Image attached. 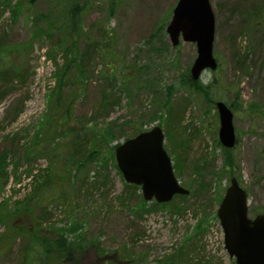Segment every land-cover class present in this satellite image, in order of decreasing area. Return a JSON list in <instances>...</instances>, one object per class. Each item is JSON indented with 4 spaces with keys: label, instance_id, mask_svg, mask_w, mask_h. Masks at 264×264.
<instances>
[{
    "label": "rangeland",
    "instance_id": "1",
    "mask_svg": "<svg viewBox=\"0 0 264 264\" xmlns=\"http://www.w3.org/2000/svg\"><path fill=\"white\" fill-rule=\"evenodd\" d=\"M79 2L68 31L55 27L63 17L50 22L67 0H0V66L24 76L0 99V264H21L27 235L10 233L7 213L28 195L31 208L14 222L32 229L47 209L41 231L75 250L92 244L78 264H233L216 215L229 178L247 192L250 217L264 212V0H209L217 67L196 81L213 79V98L233 113L231 166L214 104L188 81L196 45L179 38L172 46L165 31L177 0ZM103 35L107 45L91 55ZM172 114L180 116L173 129ZM155 125L191 193L151 208L139 187L127 194L114 146Z\"/></svg>",
    "mask_w": 264,
    "mask_h": 264
},
{
    "label": "water",
    "instance_id": "2",
    "mask_svg": "<svg viewBox=\"0 0 264 264\" xmlns=\"http://www.w3.org/2000/svg\"><path fill=\"white\" fill-rule=\"evenodd\" d=\"M171 45L179 38L196 45V57L190 67L196 80L205 69H215L212 53L215 19L209 0H177L165 28ZM219 118L218 138L232 147L236 135L231 109L221 100L215 102ZM159 125L125 139L114 149L117 166L128 183L140 185L145 200L167 202L174 194H187L174 175L170 156L163 146ZM217 217L224 233V246L233 264H264V212L248 216L247 194L231 177L217 207Z\"/></svg>",
    "mask_w": 264,
    "mask_h": 264
},
{
    "label": "trees",
    "instance_id": "3",
    "mask_svg": "<svg viewBox=\"0 0 264 264\" xmlns=\"http://www.w3.org/2000/svg\"><path fill=\"white\" fill-rule=\"evenodd\" d=\"M84 3V2H83ZM81 3V4H83ZM7 6H10L9 1L6 2ZM5 5V4H3ZM78 5H80L79 0H67V5H65L62 10L56 15V17L54 19H52V21L50 22H56L58 21L61 17H63L62 22L58 25H56V28H62L65 27V30L71 31V27L70 23H71V19H72V15L74 14V11L78 8ZM6 6V5H5ZM253 10V9H252ZM262 15L264 16V10L260 9ZM247 16L251 15V11L247 13ZM248 18V17H247ZM248 23V22H247ZM106 35L102 36L101 41L95 42V49H93V51L91 52V55L93 53H98L100 52V50L102 49V46H106L107 42L105 41ZM73 44H75V41L73 42ZM71 45V43H70ZM71 49V47H70ZM90 55V53H89ZM247 56V52L246 51H239L238 53L235 54V63H237L238 65H243L244 61L246 59ZM66 74V68L62 71L60 77L62 78L64 75ZM18 76V77H17ZM12 77H16L20 82L23 81L24 76H22L21 73H15V71L10 67V65L8 66H0V99L6 94V92L8 91V89H10L9 86H7V83L9 81H12ZM188 81L194 85V86H198L202 92L209 98V100L214 104L215 99L213 98V94L215 92V88H216V84L214 82V80L212 79L208 84H204V85H199L197 83V81L191 80L188 76ZM61 84L58 86L60 87ZM60 93V91H59ZM58 93V95H59ZM171 109L168 107L167 108V113L170 114ZM68 120V115L64 118L62 116V119L60 118L59 124H58V128H60V126H65V124L67 123ZM179 120H180V116L176 115V114H172L170 116V118L168 119V122L170 123L171 127L173 129V126H180L179 124ZM68 125L66 127V129H68ZM108 134L110 132V128L107 129ZM67 131V130H66ZM141 131L140 129H137L133 132L132 135H134L135 133ZM128 138V137H126ZM125 138V139H126ZM115 147V146H114ZM95 149H91L89 151V153L94 152ZM224 154H223V158H224V163L228 164V166H231L232 161H231V148H224ZM113 156V155H112ZM205 164V162L203 163ZM199 170H197L196 168H193V172L194 173H198ZM5 179L9 180V175L7 174L5 176ZM41 182V181H40ZM42 183V182H41ZM41 183H37L36 186L34 187L32 192H36L39 185ZM125 190L127 192V194L129 195H133L137 190H138V186L131 184V183H125ZM206 190H209V188H205ZM191 193V191H189ZM189 194V193H188ZM34 196L32 195H28L25 196L24 198H21L19 201L20 202V206H14L12 207V210L9 211L7 213V219L10 220L11 224H10V233H15V234H22L25 236V234L27 235V243L25 244V250L21 253V258H20V263L21 264H78L79 261L81 262L82 260L85 259L86 254H84V249L91 246L92 244H84L81 243L78 246V249L75 250V243L74 242H69L68 239L64 236H62V234H59V236H53L50 234H46L44 231H41L43 229L46 228V223H44V221L46 220L47 215H50V212L47 209H43V211L38 215V223H35L36 226H34L32 229L26 228L27 226L24 225V223L21 224H16L14 222V218H18L20 216L21 213H23L25 210H28L29 208H31L30 206V201H32ZM126 197V196H125ZM129 197V196H128ZM178 198H184L186 197V195H177ZM221 197L219 198L220 201ZM18 202V201H17ZM140 202L141 205H144V207L146 206V202L145 200H143L142 197H140ZM171 201L168 203H157L156 201H153V203L149 204L151 208L154 207H163L166 204H170L171 205ZM25 204L27 206H25ZM29 206V208H27ZM42 219L44 221H42ZM48 228V227H47ZM46 228V229H47ZM31 239V240H30ZM99 254H101L98 251ZM99 254L97 255L98 257ZM105 255V254H102ZM101 255V256H102ZM78 256V260L76 259ZM123 261H127V259H123ZM122 262V264L124 263ZM103 264H117L114 262H111L110 260H106Z\"/></svg>",
    "mask_w": 264,
    "mask_h": 264
}]
</instances>
